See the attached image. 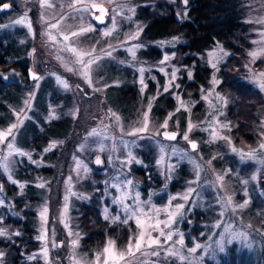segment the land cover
I'll return each mask as SVG.
<instances>
[{
  "label": "rangeland",
  "instance_id": "obj_1",
  "mask_svg": "<svg viewBox=\"0 0 264 264\" xmlns=\"http://www.w3.org/2000/svg\"><path fill=\"white\" fill-rule=\"evenodd\" d=\"M46 3L52 7H42L41 0H0V5L12 6V10L0 14V39L5 37L2 39L5 43L10 41L16 49H24L21 59L25 61L26 67L42 77L39 81H30L26 77L18 104L9 107L11 120L5 126H0V132H4L17 124V128L13 130L14 147L31 154V160L38 162L33 164L27 156L21 157L15 153L9 156L6 144L11 141V137L0 143V200L4 201L0 205V227L7 230L11 237V241L9 236L0 237V252L5 253L0 259H3L4 264L9 260V252L14 245L19 250V264H97V256H100L99 264H103L107 257V254H103V248L109 246V241H112V255L115 258L109 264H227L228 260L235 264H264V163H261L264 161V149L259 147L264 143V91L258 88L259 83L264 80L259 76V73L264 72V56H257L254 61L249 56L250 52L259 51L264 46V36H261L264 33V24L256 22L264 20V0H240L243 21L250 29V46L237 76L260 94V101L255 103V141L251 145L245 143V137L238 136L237 143L236 137L231 135L236 130V123L227 114L231 99L219 89L222 80L220 71L230 56V52L222 45L218 44L200 56L201 62L210 67L211 76L208 85L201 89L199 98L193 99L185 97L182 92L181 79L185 77L191 81L193 68L181 64L175 51L176 39L155 43L161 50V58L157 62L153 63L141 57V51L149 44L142 42L144 24L137 19V14L140 6L154 3V0H82L81 4H76L77 8L92 3L107 6L109 14L102 26L92 20V12L85 14L83 20L79 19V14L69 7L75 0H46ZM185 5L184 3L183 7ZM22 17L27 18L25 24L31 21V32L26 26L15 24ZM54 24L57 27L53 28ZM81 25L91 26L93 30L78 38L63 41V35L68 34L66 26H71L72 31H79ZM107 30H111L110 35H104ZM46 32L48 35H45ZM135 32H138L136 39H127ZM74 39H78L79 43L73 44ZM65 43L80 50L91 51L94 48L92 56L101 55V59L91 65L89 75L93 80L92 87L81 76L68 72L65 68L64 64L73 59L71 53L63 51ZM134 45H139L135 49V57L128 51ZM33 49L36 51L33 52ZM106 51L112 52L111 57L103 56ZM58 53L63 62L57 58ZM165 54L169 57L166 61ZM88 58L84 57L85 60ZM209 61L217 63L219 71L213 69ZM246 64L248 68L245 67ZM68 66L78 67L70 63ZM175 69L179 70L173 80L171 73ZM189 72L192 73L191 79ZM3 76H7V83H22L21 72L14 69L5 74L0 72V77ZM57 77L66 81L69 89H64L58 83ZM213 77L220 83L213 86ZM141 79L146 87L140 83ZM169 83L171 87L165 92L164 87ZM127 86L136 87L137 100L133 105L120 108L116 105L120 98L116 90ZM94 88L102 91H94ZM204 96H208V99H203ZM167 98L173 99L174 105L170 110L163 106L162 99ZM149 102L152 107L148 112L147 130L138 136L127 135L134 128L143 126V114L148 111ZM123 109L125 112L130 109L134 111L124 114ZM112 113L120 118L119 121ZM36 114L40 115L43 123L68 118L74 127L70 136L51 139L39 156L34 158L31 150L21 146L23 140L19 136L29 122H35ZM166 119L168 127L165 129L161 125ZM189 124L192 125L190 132ZM38 129L42 130L41 126ZM93 130L97 135L90 136L89 133ZM165 130L180 131L181 135L175 141L166 140L161 136V132ZM186 132L189 140L197 143L196 150L191 149L189 142L183 139ZM214 134L218 138L213 139ZM139 136L144 139H139ZM98 140H102L103 150L96 143ZM51 145L55 147L45 152ZM161 147L163 152L160 151ZM232 149L236 151L233 152ZM51 152H55V158L51 162L44 161V155ZM130 152L134 157L131 161ZM97 157L100 164L96 163ZM9 161L10 172H3L4 164ZM25 164L37 168L51 167L52 170L50 176L35 179L32 188L35 199L32 201L25 199L29 182L17 178L19 168L25 167ZM138 169L145 173V184L136 174ZM197 170L199 178L196 175ZM218 175L224 177L223 181L216 180ZM12 180L16 183H12ZM128 180L132 183L127 184ZM40 183L45 187H37ZM6 185L13 186L14 191L9 192ZM189 187L194 191L185 203L180 197ZM91 191L100 194L102 217L104 218V210L107 208L110 218L106 221L111 224H124L122 221L130 215V212L125 213L122 210L124 205L135 211L143 209L148 212L150 208L165 207L173 211L176 204H185L171 229H165L174 233L173 240L165 244L161 237L162 247H148L145 243L139 252L133 248L134 256L129 255V239H132L134 245L140 231L133 218L125 224L132 223L134 230L122 247H118L114 239L108 238L105 245L98 250H83L81 241L84 235L78 228L77 210L82 203L89 201ZM73 192L77 195H71ZM137 193L139 201L134 199ZM66 195L69 200L65 213ZM173 196L177 199L169 206V200ZM221 197L225 200L231 198V204L226 209H222L221 203H218ZM114 198L123 199V204H113ZM245 200L248 201L246 207H236ZM45 206L48 208L47 224L42 229L40 212ZM198 212L202 214L200 220L194 217ZM28 214L34 219L33 245H24L26 240L22 233V223ZM116 216L120 219L114 221L112 218ZM141 218L146 221L145 217ZM159 218L167 217L161 212ZM65 222L69 228L64 227ZM218 223L220 226L216 227ZM225 228L228 229L227 232ZM69 229L73 235H69ZM17 232L19 236L15 235ZM42 233L46 234V239H38ZM176 233L183 235V246L173 244V241L179 239ZM221 233L225 237L223 252L216 244L221 240ZM238 233L244 235L233 239V235ZM151 234L153 237L158 235L157 232ZM74 239L77 240L75 248L72 246ZM197 243L201 248L195 253H189L188 249ZM53 244L57 246L53 247ZM31 246L34 249H30ZM45 247L46 257L43 255ZM174 249H178V255L168 254L169 250ZM153 251H159V255H151ZM120 253L125 254L123 260L119 259ZM180 256L186 259L182 260Z\"/></svg>",
  "mask_w": 264,
  "mask_h": 264
},
{
  "label": "trees",
  "instance_id": "obj_2",
  "mask_svg": "<svg viewBox=\"0 0 264 264\" xmlns=\"http://www.w3.org/2000/svg\"><path fill=\"white\" fill-rule=\"evenodd\" d=\"M151 1V0H148ZM154 0V3L139 7L137 19L144 24L142 42L149 44L141 51V57L150 62H157L161 58V50L155 45L161 41L176 39L175 51L181 60L182 65L193 68V79L188 81L185 77L181 79L182 92L185 97L198 99L200 91L208 85L211 76V69L201 62L200 56L216 45H222L230 52L227 62L223 65L220 76L219 89L227 94L231 103L227 107V114L236 123V130L231 132L236 137L235 142L239 143L240 137H245V143L251 145L255 141L253 127L256 123L255 103L260 101V94L238 79L237 71L242 67L246 51L250 46L249 25L243 21V14L240 9V0ZM185 10V13H183ZM178 14L179 16L178 19ZM5 37H2L4 39ZM0 39V72L7 73L10 70L21 72L20 84L4 82L0 77V126H5L12 118L10 108L18 104L23 82L27 81L24 67L25 61L21 59L25 50H18L8 41ZM136 87L127 86L116 90L119 100L116 103L120 108L124 105L130 106L135 103ZM115 92V90H114ZM164 107L172 109L173 99H162ZM124 114L133 112L134 109L125 110ZM41 114V110L38 108ZM40 115H35V122H29L22 130L19 138L23 147L33 152L37 158L51 139H59L70 136L73 124L68 118L53 120L43 123ZM41 126L42 130L38 128ZM55 158V152L44 155V161L51 162ZM151 164V162L149 161ZM51 167L37 168L31 164L19 168L17 178L29 182L27 189L28 200H34L32 196L33 183L36 178L48 177L51 174ZM138 178L144 184L147 182L145 173L138 169ZM175 185V184H174ZM9 192L14 187L6 185ZM264 191V184L262 185ZM78 228L84 235L81 241L83 250L89 252L103 247L108 238L116 241L118 247H122L134 226L132 223L111 224L101 214L100 194L91 191V198L87 203H82L77 210ZM195 219L200 220L202 214H195ZM32 215L28 214L27 219L22 223L24 245H33L34 235ZM16 222V221H15ZM20 222H17V224ZM35 246V245H34ZM31 246L30 249H34ZM9 252V260L6 264H19V250L16 245L12 246ZM234 248L231 249V254ZM227 260V258H226ZM222 264H226L223 263ZM227 264H235L234 261H227ZM237 264V262H236Z\"/></svg>",
  "mask_w": 264,
  "mask_h": 264
},
{
  "label": "snow or ice",
  "instance_id": "obj_3",
  "mask_svg": "<svg viewBox=\"0 0 264 264\" xmlns=\"http://www.w3.org/2000/svg\"><path fill=\"white\" fill-rule=\"evenodd\" d=\"M81 3H82V0H75V3H70L69 4V7H71L75 13L79 14V17H78L79 19L83 20L85 14L95 10V11H98L100 14L99 15H95L94 19L96 21H99L102 24L104 23V18L107 15V11H106V9L104 7H100V6L96 5L95 3H93L91 5L83 4L81 7L77 8L76 4H81ZM184 3L186 4L187 0H184ZM41 6L42 7H44V6L52 7L51 4H47L46 3V0H41ZM121 7H123V5H121ZM8 8H9L8 4H3L2 8H0V11L7 10ZM131 11H134V9H131ZM185 15H186V13H185ZM41 18L43 19V16ZM76 18L77 17H73V19H76ZM26 19H27L26 17H22L21 19L15 21V24L16 25H24V26H26L28 28V31L31 32L32 31L31 21H28L27 24H25V20ZM178 19H179V14H178ZM256 22L264 24V20H259V21H256ZM52 27L55 28V27H57V25L54 24V25H52ZM113 27H115V18L114 17H113ZM66 28L68 30V34L63 35V41H65V42L69 41L70 38H78V37L82 36L83 34L93 30L91 28V26L84 27L83 25L80 26L79 31H72L71 30V26H66ZM110 32H111V30H107V31L104 32V35H110ZM45 35H48V33L46 32ZM137 36H138V32H135V33L130 34L127 37V39H129V40L136 39ZM261 36H264V33H261ZM51 38L55 39L54 37H51ZM72 43L73 44H78L79 40L78 39H74V40H72ZM253 43H259V42L253 41ZM137 47H139V45H134L133 47L128 48V51L131 53V55L133 57H135V49ZM35 51L36 50L33 49V52H35ZM63 51L71 53L72 56H73L72 60H70V61H68V62H66L64 64V66L67 69V71L68 72H74L75 74L81 76L83 78L84 82L89 87H92L93 86V80L91 79V77L89 75L90 71L92 70L91 69V65L95 64L98 60H100L101 59V55L92 56V52L95 51L94 48L91 51L80 50L77 47H73V46H71L70 44H67V43H65L63 45ZM111 55H112L111 51L103 52V56H105V57H111ZM209 55L211 56L212 53H209ZM225 55H227V54L225 53ZM85 56H88L89 58L87 60H85L84 59ZM249 56H251L253 58V61L257 58V56H264V46H261L259 51L250 52ZM57 58L61 59V61L63 62V58L59 55V53L57 55ZM168 59H169L168 55L165 54L164 60L166 61ZM218 59L219 58H217V60ZM209 62L211 63V67L213 69H215L216 71H219V69L217 68V63H214V62H211V61H209ZM69 63L74 65V66H78V67H69L68 66ZM162 63H163V61H162ZM245 67L248 68V65L246 64ZM178 70L179 69H175V70L172 71L171 75H172V79L173 80H175L176 72ZM141 71H143V70H141ZM31 75H32L33 80H35V81H39L40 79H42V77L36 76L35 73H31ZM253 75H255V74H253ZM188 76H189V79H191L192 73L189 72ZM259 76L264 78V72L259 73ZM57 81H58V83L60 85H62V87L64 89H69V84L66 81L61 80L59 77H57ZM140 83L143 85V87H146V85H144L143 79H141ZM219 83H220V81L217 80L215 77H213V81H212L213 86H215L216 84H219ZM143 87L141 88V91H143ZM170 87H171V83H169L168 85H166L164 87V91L168 92ZM176 87L178 88L179 85H176ZM258 88H259V90L264 91V80H262V82L259 83ZM94 91L99 92V91H102V89L94 88ZM209 95H211V93H209ZM217 98L220 99L218 94H217ZM177 99H179V98L177 97ZM203 99L207 100L208 96H204ZM151 107H152V104H151V102H149L148 111H146L143 114V126L134 128L132 131L127 132L126 133L127 135L138 136L139 133H143V132H145L147 130V128H148V112L151 111ZM210 107H212L211 104H210ZM177 111H179V109H177ZM112 116L117 121H119L120 118L118 116H116L115 113H112ZM170 118H171V114L169 116V119ZM161 127L165 128V129L168 127V120L167 119L164 121V123L161 125ZM16 128H17V124H13L6 131L0 132V143H3L8 137H11V141H9L6 144L9 156H11L13 153H15L16 155L21 156V157L27 156L28 159L33 164H37L38 163L37 161L31 160V154L25 153V152H23V151H21V150H19V149L14 147L15 136H14L13 130L16 129ZM188 131L189 132L192 131V125L191 124H189ZM89 135L90 136L97 135V133H96L95 130H93V132L89 133ZM163 137L166 140H175L176 139V133L175 132L170 133L168 131H164L163 132ZM138 138L139 139H144L143 136H139ZM216 138H218V137H216V135L214 134L213 135V139H216ZM183 139L190 143L191 148L193 150H196L198 148V145H197L196 142L189 140V136H188L187 132L183 134ZM96 143H98L100 145L101 150H103V142H102V140H98V141H96ZM51 147H55V145H51L49 148H46L44 151L47 152V151L51 150ZM259 147L261 149H264V143H261ZM160 151L161 152L164 151L163 147H161ZM232 151L235 152L236 149H232ZM248 155H251V154H248ZM243 158L244 157L242 156L241 159H243ZM129 159H130V161L132 159H134V157H132V155H131V152L129 153ZM5 160H7V157H5ZM137 162H139V161H137ZM9 163H11V162L9 161L8 163L4 164L3 172H10ZM96 163L97 164L101 163L99 157H97ZM158 163H159V161H158ZM209 163H211V161H209ZM261 163H264V161H261ZM169 170H171V166H170ZM85 171H87L86 167H85ZM0 174H2V173H0ZM196 175H197V178H199V171L198 170L196 171ZM9 179H11V176H9ZM223 179H224V177L222 175H218L216 177L217 181H223ZM253 179H255V177H253ZM68 182H69V184L71 183V177H69V181ZM12 183H16V181L12 180ZM126 183L127 184H131L132 182L130 180H128V181H126ZM214 185H215V181L213 182V186ZM37 187L44 188L45 185L43 183H40V184L37 185ZM113 187H116V185H113ZM0 191H2V187H0ZM193 191H194V189L189 187L188 191L185 192L184 194H182L180 199H182L185 203H187L189 201V197H190V195H191V193ZM71 195L76 196L77 194L73 192V193H71ZM245 195H247V193H245ZM79 198H83V197H79ZM134 199L139 201V193L136 194ZM176 199H177V197H175V196L171 197L170 200H169V206H171L172 201L176 200ZM68 200H69V197L66 195L64 197V211H65V213L67 212ZM112 203L113 204H123V199L114 198L112 200ZM218 203H221L222 209H226L228 207V205L231 204V198L229 197L227 200H225L223 197H221L220 200L218 201ZM3 204H4V201L0 200V205H3ZM247 205H248V201L245 200L243 204L236 205V207L243 209ZM184 207H185V204L178 203V204L175 205V209L173 211H169V208L165 207V208H162V209H160V208H150L148 212H144L143 209H139V211H135V210L130 209L127 205H124V208L122 210L125 213H129L130 212V215H127L126 218L122 221V223L128 224L130 219L135 218V224H136L137 228L140 229V231H139V233H138V235L136 237L134 245L132 243V239L131 238L129 239L128 249H127L128 254L134 256L135 253L133 252V248L135 249L136 252H139L141 250V248H142V245L145 244V243L147 244L148 247H152V246L162 247L161 239H160L161 237L164 238V243L165 244H167L168 241H172L174 233L171 230L165 231V229H171L172 224L176 222V216L178 214H181L180 210L183 209ZM47 212H48L47 206L43 207L42 211L40 212L42 229H43L44 225L47 224V216H46ZM104 212H105L104 218H105V220H108L110 218L109 214H108V209L105 208ZM161 212H163L166 215V217H167L166 219H160L159 218V214ZM153 213L155 215H153ZM221 215H223V211L221 212ZM141 216L146 218L147 223H146L145 219L141 218ZM112 219L115 221V220H119L120 217L116 216V217H113ZM153 219H154V222H151V221H153ZM219 226L220 225L218 223L216 225V227H219ZM64 227L65 228H69L68 223L65 222L64 223ZM148 229H150V231H148ZM227 231H228V229L225 228V232H227ZM146 232H147V239L145 240ZM152 232H157L158 235L156 237H153L152 234H151ZM15 235L19 236V232L15 233ZM69 235H73V233L71 232L70 229H69ZM76 235L78 236V234H76ZM176 235L179 236V239L177 241H173V244L175 245V244L178 243L179 245L183 246L184 245L183 235L180 234V233H176ZM243 235H244V233L234 234L232 238L233 239H237V238H239L240 236H243ZM5 236H9L8 231L3 229L2 227H0V237H5ZM38 239H46V234L42 233L41 236H38ZM9 240L11 241V237L10 236H9ZM224 242H225V237H224V234L221 233V240L216 242V244H217V246H218V248H219V250L221 252L224 251V247H223ZM228 243H231V240H228ZM76 244H77V240L74 239L72 241L73 248H75ZM111 245H112V241H109V246H106V247L103 248V254H107V257L104 259L103 264H109L110 260H114L115 259L113 257V255H112ZM56 246H57L56 244H53V247H56ZM199 248H201V245L199 243H197L194 247L188 249V252L189 253H195L197 251V249H199ZM168 254H170V255H178L179 251H178V249L169 250ZM4 255H5V253L0 252V258H2ZM43 255L45 257L47 256V248L46 247H45V249L43 251ZM124 255H125L124 253H120L119 254V259L123 260L124 259ZM151 255L157 256V255H159V251H153L151 253ZM32 258L33 257H29V259H32ZM180 259L183 260V259H186V257L180 256ZM99 260H100V256H97V264H99ZM0 264H4L3 259H0Z\"/></svg>",
  "mask_w": 264,
  "mask_h": 264
},
{
  "label": "water",
  "instance_id": "obj_4",
  "mask_svg": "<svg viewBox=\"0 0 264 264\" xmlns=\"http://www.w3.org/2000/svg\"><path fill=\"white\" fill-rule=\"evenodd\" d=\"M92 4H93V3H92ZM95 4L98 5V6H100V7H104V8L106 9V11H107V15H108L109 11H108L107 6H105V5L102 4V3H95ZM8 5H9V8H8L7 10L0 11V14L4 13V12H6V11H10V10H12V6H11L10 4H8ZM90 5H91V4H90ZM2 6H3V5H0V8H2ZM97 12H98V11L93 10V11H92V14H91V17H92V20H93L98 26H100V25H103L104 23H106V17H107V15L105 16V18H104V23L102 24V23H100L99 21H96V20L94 19V16H95V15H99V14H100V13H99V14H96ZM93 13H94V14H93ZM27 73H28L27 75H28V78H29L30 81H34L33 78H32L31 73H35L36 76L39 77V74L36 73V72H34V71H33L32 69H30V68H29V70H28ZM3 80L6 81V80H7V77L4 76V77H3ZM165 131H168V132H170V133L175 132V133H176V139H175V140H177L178 137H179L180 134H181L180 131H175V130H165ZM163 132H164V131L161 132V136H162V138H164V137H163ZM164 139H165V138H164ZM175 140H172V141H175ZM194 142H195V141H194ZM189 146H190V148H191L190 143H189ZM191 149H192V148H191Z\"/></svg>",
  "mask_w": 264,
  "mask_h": 264
},
{
  "label": "bare ground",
  "instance_id": "obj_5",
  "mask_svg": "<svg viewBox=\"0 0 264 264\" xmlns=\"http://www.w3.org/2000/svg\"><path fill=\"white\" fill-rule=\"evenodd\" d=\"M22 69H24V71H25V75L28 77V75H27L28 73H27V72H28L29 68L24 67V68H22Z\"/></svg>",
  "mask_w": 264,
  "mask_h": 264
},
{
  "label": "flooded vegetation",
  "instance_id": "obj_6",
  "mask_svg": "<svg viewBox=\"0 0 264 264\" xmlns=\"http://www.w3.org/2000/svg\"><path fill=\"white\" fill-rule=\"evenodd\" d=\"M97 14H99V12H98ZM4 82H5V81H4Z\"/></svg>",
  "mask_w": 264,
  "mask_h": 264
}]
</instances>
